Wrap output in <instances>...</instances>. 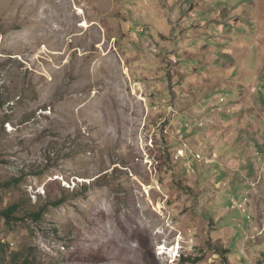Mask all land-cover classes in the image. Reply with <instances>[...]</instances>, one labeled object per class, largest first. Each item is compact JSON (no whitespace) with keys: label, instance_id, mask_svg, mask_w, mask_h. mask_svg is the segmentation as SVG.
<instances>
[{"label":"rangeland","instance_id":"rangeland-1","mask_svg":"<svg viewBox=\"0 0 264 264\" xmlns=\"http://www.w3.org/2000/svg\"><path fill=\"white\" fill-rule=\"evenodd\" d=\"M216 1L0 0V264H264L262 147L233 166L264 102L230 64L264 62V5Z\"/></svg>","mask_w":264,"mask_h":264},{"label":"crops","instance_id":"crops-1","mask_svg":"<svg viewBox=\"0 0 264 264\" xmlns=\"http://www.w3.org/2000/svg\"><path fill=\"white\" fill-rule=\"evenodd\" d=\"M199 3H203V5L206 7V6H215L216 4H218V2L216 1V0H197ZM251 2H252V4H253V6L255 5V6H258V7H262L263 5H264V1L263 0H250ZM247 3H245V5H246ZM258 21H260L261 22V18H259L258 19ZM202 22H205V21H202ZM248 22V21H247ZM249 22H253V20L251 21H249ZM204 25H207L206 24V22H205V24ZM188 35V34H187ZM242 48H244V56H245V58H242V59H240V58H237L236 56L234 57V61L232 60L231 62H230V64L232 65L231 67H233L234 69H233V71L234 70H239V72H241V71H244V74L245 75H248V74H252L253 75V77H252V82H254L258 87H259V96H260V99H261V101H263L264 102V72L262 71L263 70V68H264V62L262 61V59L259 57L260 55H259V53H261V55H262V51H259V50H255L254 49V47H252V46H250V48H248V47H242ZM229 50V49H228ZM255 51H256V53H255ZM234 52V50H229V53L230 54H228L229 56H233L234 54H236V50H235V52ZM258 52V53H257ZM255 53V55H257L258 56V62L256 63V65H254L253 63L251 64V65H248V63H249V59L251 60V55L252 54H254ZM249 55V56H248ZM251 71H253L252 73H251ZM249 75V76H250ZM240 77H241V75H239ZM248 76V77H249ZM232 77V76H231ZM247 77V78H248ZM246 78V79H247ZM241 80H243V84H245L244 82L246 81V79L243 77H241L240 78ZM245 79V80H244ZM253 79H254V81H253ZM235 84H240V83H233V86H232V88H234L235 89V91L234 92H231L230 91V93H231V95H230V98L231 99H229V101H230V105H235L234 104V100H236L238 97H239V92H240V89H238V86H240V85H235ZM230 88V87H229ZM234 100H233V99ZM233 101V102H232ZM254 101H252L251 102V105H252V107L250 108V107H248V106H246V110L244 109V108H239L238 109V111H240V109L242 110V109H244L245 110V113H244V116H249L248 115V113H250L251 115L250 116H252V118H254L255 119V121L258 119L257 118V116H256V112L258 111V109H254ZM226 107V106H225ZM260 107L262 108L261 110H262V112H263V115H264V105H262V104H260V106L258 107L259 109H260ZM234 108V107H233ZM232 108V109H233ZM256 111V112H255ZM229 114L228 115H230V116H232V112H231V110H230V112H228ZM246 114V115H245ZM262 126V128H258L257 129V132H256V134L257 133H259L258 135H260V137H261V135H263V137H264V124H262V123H260V125H259V127H261ZM243 131V130H242ZM240 147H242V151H243V153H242V155H240L239 157L238 156H235V160H234V162H233V166L234 167H237V168H235V169H239V165L242 163V161L243 160H241L240 158H242L243 156H245V154H248L249 156H248V159L247 160H249L248 162H247V164H250V163H252L253 162V158L251 157V152L253 153V150H257V147H262V149H263V151H261L262 153H260L261 154V156H262V161H260L259 163H258V166H259V170H260V172H262V173H264V139H263V141H257L255 144H253V145H248V144H246V143H241L240 145H239V143H238V150H240ZM261 150V149H260ZM241 151V152H242ZM246 152V153H245ZM238 158V159H237ZM246 174H247V171H243V173H241V176H244V177H246ZM263 181H264V179H263ZM262 185H263V182H262ZM258 191L260 192V193H263L264 192V190L261 188V187H259V189H258Z\"/></svg>","mask_w":264,"mask_h":264},{"label":"trees","instance_id":"trees-1","mask_svg":"<svg viewBox=\"0 0 264 264\" xmlns=\"http://www.w3.org/2000/svg\"><path fill=\"white\" fill-rule=\"evenodd\" d=\"M198 154H200V153H198ZM196 158H197V154H196ZM241 207H243V204ZM18 208L19 207L17 204H13V205L9 206L6 210L3 211V215L7 218V220H12L13 218H15L14 215L18 211ZM2 247L3 246H1L0 248L2 249ZM11 264H35V263L30 258L22 260L19 253H15L12 256V263Z\"/></svg>","mask_w":264,"mask_h":264},{"label":"bare ground","instance_id":"bare-ground-1","mask_svg":"<svg viewBox=\"0 0 264 264\" xmlns=\"http://www.w3.org/2000/svg\"><path fill=\"white\" fill-rule=\"evenodd\" d=\"M84 10L83 9H78V14H83ZM82 27H88L89 23L87 21H84L82 24ZM122 240V239H121ZM176 248V247H175ZM161 249H165V247L161 248ZM175 250V249H174ZM163 253V252H162Z\"/></svg>","mask_w":264,"mask_h":264},{"label":"built area","instance_id":"built-area-1","mask_svg":"<svg viewBox=\"0 0 264 264\" xmlns=\"http://www.w3.org/2000/svg\"><path fill=\"white\" fill-rule=\"evenodd\" d=\"M183 152V151H182ZM183 155V154H182ZM197 158L198 159H201L202 158V156L200 155V154H197ZM242 206V205H241Z\"/></svg>","mask_w":264,"mask_h":264}]
</instances>
